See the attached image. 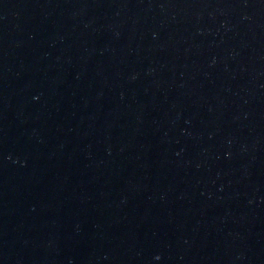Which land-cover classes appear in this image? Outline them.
<instances>
[{
  "label": "water",
  "instance_id": "water-1",
  "mask_svg": "<svg viewBox=\"0 0 264 264\" xmlns=\"http://www.w3.org/2000/svg\"><path fill=\"white\" fill-rule=\"evenodd\" d=\"M0 264H264V0H0Z\"/></svg>",
  "mask_w": 264,
  "mask_h": 264
}]
</instances>
